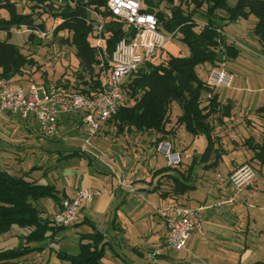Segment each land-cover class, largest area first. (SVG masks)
<instances>
[{
	"label": "rangeland",
	"instance_id": "obj_1",
	"mask_svg": "<svg viewBox=\"0 0 264 264\" xmlns=\"http://www.w3.org/2000/svg\"><path fill=\"white\" fill-rule=\"evenodd\" d=\"M53 1L57 3L62 2V0ZM16 2L17 4L19 3L20 10H31L29 7L31 3L28 0H16ZM236 3L237 0H227L228 8L232 10L235 8ZM156 4H159L162 10H165V7H167L165 2L160 3L159 0H156ZM147 8L148 2L145 1L144 10L147 11ZM184 8L191 10L193 6L184 5ZM39 10H43L42 7L37 9L38 12H40ZM224 11L226 14L229 12L228 10ZM0 16H8V13L1 9ZM35 17L37 22H45L46 35L38 31L35 33V37L31 39L30 35L32 30L26 26L12 29V38H10V41L18 44L24 53L32 55L37 61L34 65L27 67L26 74L21 79L19 77L15 78L23 80L27 84L37 83L39 85L44 83L56 84L59 80V82H63L67 79H72L73 70L78 66L76 48L61 39L69 36V33L62 31L58 35L53 34L52 30L58 24L59 18H51L47 13L42 16L36 14ZM195 18L199 27L205 26L209 22V16L203 13H198ZM214 21H217L222 26L223 34L231 47V49L225 48V54L222 59L224 67L231 70L233 81L231 86L221 85L215 87L213 90L219 94V99L222 102H226L230 98H237L240 105L238 106L239 108H235V116L233 119L228 120L225 125H221L218 120H214V134L222 137L220 142L224 147L228 146V151L223 155L225 162L221 165V172L223 170L226 172H223V174L219 172L223 177H227L226 173L228 171L226 167L230 165L231 161L244 157L242 150V152L234 151L235 145H233V141L235 140L241 141L245 139L244 137L246 139L249 136L253 137L251 139L252 142L244 145H246L247 149L251 150V163L255 167L260 166L258 159L253 157L261 150V146L264 149V122H261L258 115L254 112L248 111V105L251 104L250 107H253V100L256 94H259V96L257 98L258 100L256 99L254 101L255 105L264 102V49L254 34L257 22L254 15H242L236 21L229 23H225V20L221 18ZM6 37L7 33L1 31L0 38L5 39ZM231 52L233 55L230 54ZM188 54L189 47L187 43L177 35L173 40L168 42L155 61L159 62L167 57L186 56ZM107 65L104 67L100 66L99 69H102V72H104L109 67ZM211 67L210 62L199 64L196 67L197 75L201 81L207 82L208 72ZM208 94L209 92L204 93V96L206 97ZM240 108L246 112L245 116L243 115L244 112L241 113ZM181 113L182 109L179 103L176 101L173 102L171 104L170 121L174 125L168 124V128L177 127L176 129L178 130L180 125L177 123V119ZM11 115L5 111H0V137L13 143L18 142V144L22 145V150L19 151L20 154L12 155V160L18 163L14 166L17 172L12 171L13 165L9 166L8 161L5 163L7 166L3 168L13 174H23V172H20L22 171V167L23 169L30 168L35 160L36 163H44L49 169L53 168L48 172L49 178L46 177L44 179L45 181H57L62 186L63 182L72 185L79 180L81 181L88 170L92 172V168L100 167L101 160L110 163V157L116 158V164L124 167L122 171L116 166L122 172L121 175H123V177L121 175L119 176L122 180L127 178V181L130 178L135 180L148 177L156 168L168 166V160L165 154L152 144L156 140V135H161L160 132H156V134L142 131L124 133L125 137L129 138L130 142L128 143V139L124 136L118 137L116 131L113 129L109 133L104 134L106 124L98 135L93 137L94 145H85L83 128H79L78 125L81 113L71 114L72 117H76L74 121H71L72 123L64 120L60 126L62 130L57 131L53 137L46 138L41 135L40 142L43 144V148L41 151L38 150L37 154H34V151L30 149V145L34 144L36 140L31 138L29 140L22 129L15 130L13 126L10 127L7 122L11 123ZM2 116H6L8 119L2 118ZM14 117L20 116L14 115ZM13 120L16 119L13 118ZM36 131L39 132V130ZM179 133L180 141L176 138L172 140V143L176 141L177 145L180 142L183 149L181 152L182 163L178 165V168L184 171V167H189L190 164H194L193 178L190 180V184L195 183L194 185L198 186L197 192L195 193L203 202L206 201L205 205L217 203V195L222 196V198L226 196L222 195V192H219V187L223 184L212 181L216 172L214 170H205L203 167L204 162L201 161V158L208 143L206 137L203 135L194 136L184 127L180 128ZM19 139L23 140L19 141ZM253 144L262 145L254 149ZM82 146L91 152L89 154L93 156V158L91 157L93 161L87 155H74L63 159L59 157L61 155L58 152L59 150L63 153H69ZM49 149L50 151H48ZM103 152L108 155V158L101 156ZM38 154H41V156H36ZM16 155L18 158H15ZM195 159L196 161L194 163ZM2 162L0 161V168L3 167ZM204 173H207V176ZM164 188L169 189L166 186ZM224 193L232 200H235V202L228 205H221L216 209H206L203 212L202 219L205 235L204 237H199L198 240L196 239L188 250L170 251L177 261H179L177 264H250L255 259L253 257L264 258L262 256L264 253V170H256V176L251 187H247L243 191L238 192L231 184ZM152 196V202H147L146 208H144V202L137 203L143 207L142 211L132 209V203L129 201L122 214L127 222V226H125L127 238L130 239V244L133 247L144 248L152 243L153 233L156 236L164 224L160 214L161 211L158 212V209L162 208V211H169L171 207L172 200L167 195H165V198L158 193H154ZM138 200L142 199L133 198L135 202ZM112 212L115 213L114 210ZM26 231L27 229L14 225L10 232L0 234V247L9 248L20 245L22 243L20 236ZM85 231H87L85 224L80 225L78 229L69 227L58 230L53 238L51 237L47 241V245L50 244V247L47 246V248L52 249L55 257H57L56 252L60 250H66L72 254H76L80 249L81 234ZM203 239L205 240L204 242ZM122 247L124 249L121 252L116 247L115 249L130 264L137 260L136 257L138 255L133 253V250L125 244H122ZM47 253L45 251L44 254L47 256L45 257L44 255V257H41L40 260L42 262H46V259L50 257V254ZM104 261L108 264H116L118 260L108 250Z\"/></svg>",
	"mask_w": 264,
	"mask_h": 264
},
{
	"label": "trees",
	"instance_id": "obj_2",
	"mask_svg": "<svg viewBox=\"0 0 264 264\" xmlns=\"http://www.w3.org/2000/svg\"><path fill=\"white\" fill-rule=\"evenodd\" d=\"M145 1L148 2L147 11L156 14L161 28L175 32L176 36L179 35L187 43L189 54L167 57L159 62L149 61L127 78L123 85L124 98L118 114L109 122L114 121L117 124L118 132L125 130L155 134L160 132L161 135L153 142L157 147L172 131V128L168 129L167 126L170 122L171 104L176 101L182 109L177 123L185 126L192 135H203L208 141L201 161L204 163L213 161L211 165L217 164L223 158L224 148L220 142L221 138L214 134V120L223 124L224 119L231 116L235 103L232 99L222 102L214 88L199 79L196 67L205 62H210L212 67L221 66L225 48L231 49L222 32V26L214 21L218 18L229 23L242 15H254L257 20L254 34L264 49V0H237L233 10L228 8L227 0H159L160 3H166L165 10L156 4V0ZM28 2L31 3L29 7L32 11L20 10L16 0H0V10L8 13V16H0V32L7 33L5 39L0 38V81L23 77L27 67L37 62L32 55L24 53L18 44L10 41L12 29L26 26L32 30L30 35L32 39L36 32L46 29L45 22H37L35 15L42 16L47 13L51 18H59L52 32L54 35L62 31L69 33V36L61 39L75 46L78 59V68L73 70V78L62 80L63 82L59 80L56 84H63L89 95L100 93L104 88L103 72L99 69L101 60L95 45L96 18L93 10L99 12L104 19L109 54L114 51L121 39L129 37L134 31L131 32L126 21L108 9V0H62L60 3L53 0H28ZM183 4L192 5L193 8L188 10ZM40 7L43 10L38 12L37 9ZM224 10L229 12L226 14ZM198 13L209 16V22L205 26H198L195 18ZM230 54L233 55L232 52ZM108 70L109 67L106 72ZM207 92L212 95L205 97L204 93ZM256 115L264 122V106L257 108ZM251 139L252 136L246 139L245 143L249 144L252 142ZM259 145L262 144H253V148L256 149ZM74 155L87 153L74 150L66 158ZM253 158H257L260 163V166L255 167L251 159L248 161L255 170H264L262 146ZM157 171L165 172V181L169 185V190L162 191L164 195H183L195 188V185L190 184L193 166L182 171L178 165H168ZM31 174L32 171L13 174L7 169L0 168V234L10 232L14 225L27 229L20 236L22 239L20 245L0 247V264H108L104 261L106 235L95 225L91 232L81 234L78 253L60 250L56 252L58 259L56 262H52L50 257L46 262L40 260L44 257L47 241L53 238L58 230L70 226H60L43 217V213L49 210L44 208L42 200L52 199L60 207L65 194L60 192L54 182H40L33 179ZM79 222L80 220L74 225ZM49 249L47 252L51 256L52 249ZM254 264H264V261H257Z\"/></svg>",
	"mask_w": 264,
	"mask_h": 264
},
{
	"label": "built area",
	"instance_id": "obj_3",
	"mask_svg": "<svg viewBox=\"0 0 264 264\" xmlns=\"http://www.w3.org/2000/svg\"><path fill=\"white\" fill-rule=\"evenodd\" d=\"M144 3L145 0H108V9L115 16L125 20L131 32L134 31L129 37L121 39L111 54L107 51L104 19L99 12L93 10L96 18L95 45L101 60L99 66L109 64V70L103 72L104 88L100 93L89 95L65 85L46 83L13 87L10 80L2 79L0 111L20 115L27 120H37L41 133L47 137L56 135L62 114L81 113L84 144H92V138L118 114L124 98L123 85L126 79L138 72L147 62L155 60L168 42L176 36L175 32L161 28L156 14L144 10ZM41 33L47 34L45 31ZM232 81V73L222 65L209 70L206 84L215 88L221 85L231 86ZM211 95L209 92L208 97ZM157 148L165 154L169 166L182 163V154L175 149L171 141L163 140ZM81 151L91 154L84 146ZM101 156L108 158L104 152ZM110 159L115 160L114 157ZM255 176L254 166L246 162L231 173L229 183L241 192L253 183ZM91 196L88 189L81 188L74 196L64 198L55 212H44L43 217L60 226H74L80 220L83 204ZM201 210L202 207L175 204L169 211H162L165 217L166 239L155 253L160 255L168 250L185 249L194 233L203 234Z\"/></svg>",
	"mask_w": 264,
	"mask_h": 264
},
{
	"label": "crops",
	"instance_id": "obj_4",
	"mask_svg": "<svg viewBox=\"0 0 264 264\" xmlns=\"http://www.w3.org/2000/svg\"><path fill=\"white\" fill-rule=\"evenodd\" d=\"M223 32V31H222ZM224 65V63L222 64ZM229 70V69H228ZM231 72V70H229ZM22 77H19V79H21ZM16 78H13L11 80V85L13 87L18 86V85H28L27 83H25L23 80H19ZM259 94H256L254 100H253V107H250L251 104H249V110L250 112H254L256 114V110L257 108L264 106V102L255 105L254 101L258 98ZM264 97V95H263ZM233 100V102L235 103V108H237L239 105L237 98H230ZM258 100V99H257ZM239 108V107H238ZM241 113H243V109L240 108ZM2 112V111H1ZM9 113V112H7ZM11 115V113H9ZM244 116L246 115V112H244L243 114ZM13 116V117H12ZM20 116V115H19ZM235 116V109L233 110L232 114L230 117H226L224 119V123H220L221 125H225L226 122L230 119H233V117ZM10 117V116H9ZM179 117V116H178ZM2 118H6L8 119L6 116H2ZM12 121L7 122L9 124V126H13L14 129H19L23 131L24 134H26V137L31 139H35V143L30 145V149L31 151H34V154H37L38 150L41 151L43 148V144L40 142V138H42L41 135H43L40 131V126H39V122L37 120L34 119H29L26 120L24 118L20 117H14V114L11 115ZM16 119V120H13ZM236 118V117H235ZM76 117H72L71 114H62L59 118V124H58V131H61L62 129H60L61 124L64 120L72 123L71 121L75 120ZM170 120H171V116H170ZM250 122V121H249ZM168 124H172V126L174 125V123L172 121H170ZM79 128H83L82 125V115L81 118H79ZM180 125V124H179ZM184 127L183 125H180V127L178 128V130L176 129L177 127H169L167 126L168 129L172 128L171 133H169L168 137H166L164 140L165 141H171L174 140L175 138L180 141V128ZM104 134L109 133L112 129L114 131H116V135L118 137H125L124 133H132L133 131H129V130H125L123 132H118V128H117V124L114 121H110L107 123V125L104 127ZM186 129V128H185ZM36 130H39V132H37ZM134 133V132H133ZM155 134V133H154ZM44 136V135H43ZM217 136V135H216ZM47 138V136H44ZM157 135H156V139H157ZM222 138L221 136H217ZM250 137V136H249ZM248 137V138H249ZM126 139H128V143L129 138L125 137ZM239 138V137H238ZM246 139V137H244ZM93 139L92 138V146L94 145L93 143ZM245 139L238 141L235 140L233 141V145H235V150L234 151H240L244 153V157L241 159H233L230 163L229 166H227L226 170L228 171V173H226L227 177H223L219 172H221V165L223 162H225L224 160V156L222 159H220V161L217 164L211 165L213 163V161H209L207 163H204V169L205 170H214L216 172V174L214 175V179L212 178L213 182H218V183H222L223 185H221L219 187L220 189V193L222 192V195L226 196L225 198H222V196H218L217 195V203H214L212 205H205L206 201L203 202L202 199H200V197L195 193L197 192V188L198 186L195 185V188L193 190L188 191L187 193L183 194V195H173V194H168L167 197L171 198V207L175 204H188L194 207H202L201 210V215L203 214V212L208 209H216L218 207H220L221 205H228L231 203H234L235 200H232L230 197H228L224 192H226L228 190V186L231 185L229 183V176L231 175V173L240 165H242L243 163L249 161V159H251V150L247 149L246 145L248 144L247 142L245 143ZM23 139H19V141H22ZM175 143H173L175 149L179 150L180 152L183 151L181 143L179 142V144L177 145L176 141H174ZM153 144V143H152ZM246 144V145H244ZM154 145V144H153ZM223 145V144H222ZM22 145L17 143H13L11 141H8L7 139H2L0 137V161L2 162L3 167L5 168V166H7L6 161H8V164H10L9 166L13 165L12 167V171L13 172H17L15 171V165L18 164L16 161L14 162L12 159V155L13 154H20L19 151H21ZM83 148V146L81 148H78L77 150L81 151ZM224 154L228 151V146L224 147ZM249 148V147H248ZM47 150V149H46ZM242 150V151H241ZM50 151V149L48 150ZM74 151V150H73ZM58 152H60V158H66V156L68 154H70L72 151H70L69 153H63L61 150H59ZM223 154V155H224ZM36 156H41V154H38ZM88 157H92L90 154L87 153ZM15 158H18L17 155L15 156ZM91 158V161H93ZM110 160V163L108 162H103V160H101V165L100 167L98 166L97 168H92V172H89V170L87 171V173L84 175L83 179L80 181H77V183H73L72 185H69L65 182L62 183V186L58 184L57 181H45L44 179L47 177L49 178V174L48 172L50 170H52L53 168L49 169L48 166H45L44 163H36L35 160L33 161V165L28 168V169H23L22 167V171L20 172H25V171H32L31 177L33 179H37L40 182L44 181L43 183L46 182H54L57 186V188L60 190L61 193H64L65 195H63V198L66 197H70V196H74L79 189L81 188H86L88 189L92 196L89 200H87L82 208H81V212H80V222L77 225L74 226H70L72 229H78V227L82 224H85V226H87V231L82 232L83 233H88L91 232L92 229L94 228L93 225H95L97 227V229H99L100 231L104 232L106 235V239L105 241L107 242L106 245V254H108V250L113 254V256L117 257V263L116 264H130L127 259L122 256L120 254L121 250H123L124 248L122 247V244H125L128 248H130L131 250H133L132 252L135 253L136 255H138L136 258L137 260L134 261L132 264H177V259L171 254L170 251L173 250H168L167 252H164L163 254L160 255H156L155 252L156 250H158L160 248V246L164 243L165 239H166V224H165V217L162 214V208L158 209V212L161 211V217L163 218L164 224L163 227L161 228V230H159L156 234V236L153 233V241H151L152 243L144 248H138V247H133L130 244V239L127 238V234H126V227L127 226V222L124 219V217L122 216L124 210H125V206L126 204L131 201L130 203H132L131 208L135 209V210H140L142 211L143 207L141 205H138L137 203H145L144 208L147 207V202H152V194L154 195V193H158L161 196H163L165 198V195L163 194L164 190L165 192L169 189H165L164 187H169L168 182H165V172H159L157 170L161 169L160 168H156L155 170H153V172H151V174L148 177H144L142 179H135L133 180L132 178H130V180L127 181L126 179H123L119 176L121 175V171L120 169L123 171L122 166H119L118 164H116V158L115 160ZM114 161V162H113ZM196 159L194 160L195 163ZM114 165H112V164ZM194 164H190L189 167L193 166ZM116 166H118L120 169H118ZM189 167H184L183 169H188ZM194 167V166H193ZM56 168V167H54ZM49 169V170H48ZM180 169V168H179ZM57 170V168H56ZM181 170V169H180ZM183 171V170H182ZM159 172V173H158ZM207 172V171H206ZM223 172H226L225 170H223ZM223 172H221L223 174ZM39 173V174H37ZM205 176H207V173H204ZM123 177V175H121ZM127 177V176H126ZM193 178V177H192ZM211 182V181H210ZM225 182V183H223ZM165 184V186H164ZM191 184H195V183H191ZM252 184L248 187H251ZM163 191V192H162ZM133 198H137V199H142V200H138L137 202L133 201ZM132 199V200H130ZM232 201H229V200ZM207 200V199H206ZM43 205L45 206L44 208H47L49 210V212L53 213L55 212L57 209H59V206L56 204V202L52 199H43L42 202ZM46 204V205H45ZM115 211L112 212V211ZM207 210V211H208ZM114 216H113V214ZM135 213H137V211H135ZM206 216V215H205ZM203 217V215H202ZM205 232L203 234L200 233H194L191 236V240L189 242V245L187 248H185L184 250H188L189 247H191L194 244V241L197 239H199V237H204ZM158 237V238H156ZM155 240V241H154ZM205 240L203 239V242ZM50 247V244L47 245ZM120 252H118L116 249ZM183 250V249H182ZM45 251H48V248L45 249ZM44 251V253H45ZM178 251V250H175ZM49 252V251H48ZM48 254V253H47ZM45 257L47 256L46 254H44ZM264 256V253L263 255ZM106 257V256H105ZM255 259H253L251 261L250 264H254L257 261H264L263 259H260L261 257H253ZM50 259L52 262H56L58 259L57 257H55L53 255V253L50 256Z\"/></svg>",
	"mask_w": 264,
	"mask_h": 264
}]
</instances>
